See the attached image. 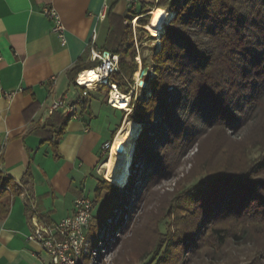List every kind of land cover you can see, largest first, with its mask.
<instances>
[{
    "label": "trees",
    "instance_id": "16d2710c",
    "mask_svg": "<svg viewBox=\"0 0 264 264\" xmlns=\"http://www.w3.org/2000/svg\"><path fill=\"white\" fill-rule=\"evenodd\" d=\"M157 6L153 11L161 10L160 5ZM170 11L174 17L162 33L159 52L153 56L155 77L150 80L151 94L135 102L132 108L131 119L143 125L135 161L141 159L144 168L151 165L154 171L159 169L158 165L163 166L159 155L154 157L156 160L147 161V157H153L154 142L159 137L157 133L150 135L147 125L153 124L156 116L170 121L177 110L178 104L168 101V87L174 81H177L181 95L178 103H184V111L215 117L209 140L214 142L212 146L216 149L226 147L229 129L245 125L247 118L260 112L259 124L255 127L257 135L252 142L255 147L259 146L258 150L264 151V0L171 1ZM145 17L138 19L141 30L148 21ZM106 18L110 28L105 50L119 55V69L112 73L111 82L118 85L121 93H128L138 70L135 59L138 51L130 24L132 18L111 11ZM81 61L70 71L74 81L85 70ZM96 64L93 62L92 67ZM142 65L148 66L145 59ZM102 87L109 91L107 85ZM86 105L87 100H84L80 116ZM54 116L56 113L51 117ZM56 120L64 125L62 117ZM51 121H47V125L54 127ZM62 133L63 129L60 135ZM230 160L232 158H226V161ZM255 160L244 157L237 167L216 166L214 178L198 192L200 196L196 202L185 207L184 214L177 215L180 221L174 229L169 228L166 218L159 220L157 229L162 240L150 254L147 264L161 254H164L162 264L185 262L186 257L179 254L192 252L187 250L193 246L191 240L198 235L202 223L206 224L205 240L219 247L234 239L255 240L258 252L245 264H264V155ZM153 174L150 173L148 178ZM26 185L27 182L19 183L0 169V219L8 216L12 199L21 195ZM133 185L134 181L130 180L120 189L106 180L98 182L94 205L99 200L104 203L97 216L94 215L93 232L101 229L100 225L108 218L115 220L114 229H123ZM163 223L164 231L161 230Z\"/></svg>",
    "mask_w": 264,
    "mask_h": 264
},
{
    "label": "crops",
    "instance_id": "0c3cea01",
    "mask_svg": "<svg viewBox=\"0 0 264 264\" xmlns=\"http://www.w3.org/2000/svg\"><path fill=\"white\" fill-rule=\"evenodd\" d=\"M105 3L107 13L137 20L157 5L170 11V0H0V169L27 182L0 219V264H51L43 246L29 240L31 214L58 222L74 212L89 182L100 181L104 145L123 123L121 110L107 103L101 88L89 92L78 117L64 115L54 103H71L80 94L70 71L81 59L85 69L92 67L94 30L96 46L105 50L110 28L108 18L100 19ZM47 7L58 12L66 44L53 33ZM59 116L64 125L57 123Z\"/></svg>",
    "mask_w": 264,
    "mask_h": 264
},
{
    "label": "rangeland",
    "instance_id": "374dc122",
    "mask_svg": "<svg viewBox=\"0 0 264 264\" xmlns=\"http://www.w3.org/2000/svg\"><path fill=\"white\" fill-rule=\"evenodd\" d=\"M171 1L182 2V0H170V3ZM150 12L145 17L148 18L146 25H144L145 31L141 30L140 27L142 26L139 20L133 24L132 19L130 23L138 51L137 56L141 57V68L138 64L136 72L140 73V69H144L142 61L145 59L148 64L146 68L149 69L150 74L145 76L146 87H137V94H133L129 104L131 110L122 109L123 112H118V118L123 121L127 116L131 118L135 102L142 101L151 94L150 80L155 77L153 56L159 52L162 33L174 17L172 15L169 18L158 36L156 31L149 26V18L152 16ZM142 22L145 23V20ZM136 72L131 83L134 86ZM101 89L104 88L101 87ZM168 91L170 93L168 101L178 104L177 110L172 113L173 116L170 117V121L156 116L154 123L147 125L150 129V135L154 136L155 133L159 135L158 140L154 142L153 157H147V161L150 163L159 155L163 166L158 165L159 169L154 171L151 165L144 168L143 163L139 161L141 159L135 161L142 125L138 135L133 140L132 161L125 184L120 185L116 180V175L111 177L109 172L101 167L100 180L109 181L120 189L127 186L130 180L134 181L132 191H130L131 204L128 213L124 216L122 230L114 229L115 220L113 218L106 219L100 225L101 229H98L93 243H91V254L86 258L84 257L81 264H147L150 260V254L162 240L157 229L158 221L166 218L169 228L174 229L176 223L180 221L177 215L184 214L185 207L196 202L197 196H200L198 192L214 178L216 166L224 164L223 167H237L244 160V157L256 161L255 159L264 155V151L258 150L260 149L259 146L255 147L254 142H252V138L257 135L255 127L259 124L260 112L258 114L254 112L250 118H247L245 125L240 124L229 129L227 131L229 142H227L226 147L216 149L212 146L214 142L209 140V133L212 132L215 117L205 113L191 112L189 114L190 112L184 111V103H178L181 95L178 92L177 81L168 87ZM106 94L108 103L109 93ZM110 153L108 157L104 156L102 163L109 158ZM228 157L232 160L226 161ZM150 173H154L153 177L148 178ZM96 186L97 183L94 184L93 182H89L86 186V193L93 201L96 200ZM103 203L101 200L96 201L95 216H97ZM205 226L206 224L202 223L200 231L197 232L198 235H194L192 240L189 238V241L193 242V246L187 251L192 250V252H181L179 255L186 258L185 262L178 264H245L257 254L256 241L249 240V238L229 240L222 247L208 243L205 240L206 236H203L206 231ZM161 230H165L164 223L161 225ZM163 255L161 254L157 260L155 259L149 264H162ZM173 255L176 258L175 253ZM165 264H174V262Z\"/></svg>",
    "mask_w": 264,
    "mask_h": 264
},
{
    "label": "built area",
    "instance_id": "2783aa9c",
    "mask_svg": "<svg viewBox=\"0 0 264 264\" xmlns=\"http://www.w3.org/2000/svg\"><path fill=\"white\" fill-rule=\"evenodd\" d=\"M109 7L108 3L104 4L100 19H105ZM44 13L53 20V33L59 36L62 44H66L65 29L56 9L53 7H47L45 8ZM136 20V18L133 19V24ZM96 40L97 32L94 30L90 54L92 61L97 62V64L91 68L83 70L75 78L76 86L82 88L80 94L71 103H54V108L61 107L64 115L78 117V109L89 96V92L101 88L103 85L110 87L108 91V104L112 108L118 109L116 105L112 103V95L113 91H117L119 88L117 84L111 82V75L119 69V55L99 49L95 44ZM136 59L139 68H141L140 56H137ZM82 77L85 79H82ZM137 87L145 88L146 86L138 84L137 79L135 86L130 84V91L124 93L125 96L129 97L128 104L131 103L133 94H137ZM8 96L11 97L10 94ZM124 110L127 111V109ZM113 142L114 140L105 143V155H109ZM94 207V201L89 196L83 195L74 201V212L71 215L65 216L58 222L54 223L43 221L38 213L33 211L31 214L33 230L29 236V240L38 241L43 246L44 250L50 256L51 264H81L82 259L91 254V243H93L97 234V231H92V226L95 224Z\"/></svg>",
    "mask_w": 264,
    "mask_h": 264
},
{
    "label": "bare ground",
    "instance_id": "6f19581e",
    "mask_svg": "<svg viewBox=\"0 0 264 264\" xmlns=\"http://www.w3.org/2000/svg\"><path fill=\"white\" fill-rule=\"evenodd\" d=\"M151 15L149 26L155 30L156 35L159 36L163 26L167 23L169 18L174 15V13L162 8L160 11L151 12ZM144 78L145 77H141L140 73L136 72L138 84L146 86ZM82 79L85 78L82 77ZM112 103H114L118 109H127V111L131 110L128 104L129 97L125 96L119 90L113 91ZM141 127L142 124L133 121L127 116L114 138L109 158L101 165L104 170L109 172L111 177L116 175V180L120 185H124L127 181L129 166L132 161L131 149L133 146V140L138 135Z\"/></svg>",
    "mask_w": 264,
    "mask_h": 264
},
{
    "label": "water",
    "instance_id": "95a60500",
    "mask_svg": "<svg viewBox=\"0 0 264 264\" xmlns=\"http://www.w3.org/2000/svg\"><path fill=\"white\" fill-rule=\"evenodd\" d=\"M140 74H141V77H145V76L149 75L150 74L149 69L148 68L142 69Z\"/></svg>",
    "mask_w": 264,
    "mask_h": 264
},
{
    "label": "clouds",
    "instance_id": "9594fccd",
    "mask_svg": "<svg viewBox=\"0 0 264 264\" xmlns=\"http://www.w3.org/2000/svg\"><path fill=\"white\" fill-rule=\"evenodd\" d=\"M124 110V109H123Z\"/></svg>",
    "mask_w": 264,
    "mask_h": 264
}]
</instances>
